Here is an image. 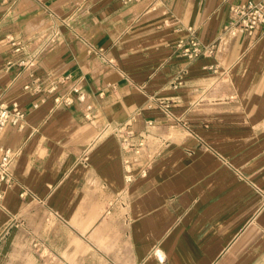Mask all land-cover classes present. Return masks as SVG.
I'll return each instance as SVG.
<instances>
[{
    "label": "crops",
    "instance_id": "0c3cea01",
    "mask_svg": "<svg viewBox=\"0 0 264 264\" xmlns=\"http://www.w3.org/2000/svg\"><path fill=\"white\" fill-rule=\"evenodd\" d=\"M263 1L0 0V264H264Z\"/></svg>",
    "mask_w": 264,
    "mask_h": 264
},
{
    "label": "built area",
    "instance_id": "2783aa9c",
    "mask_svg": "<svg viewBox=\"0 0 264 264\" xmlns=\"http://www.w3.org/2000/svg\"><path fill=\"white\" fill-rule=\"evenodd\" d=\"M132 2L135 0H127ZM264 26V1L259 4H247L233 9V20L227 26V30L233 36L247 34L252 36L260 27ZM177 48L181 55L189 61H195L202 58L215 57L217 47L215 44H204L194 32L187 39H182ZM21 48H17L16 52H20ZM25 113L17 106L9 108L0 101V135L9 126L23 127ZM148 127L154 126V122L147 123ZM116 134L121 139L122 148L127 153H132L135 157L142 155V150L146 147L144 138L138 139L133 131L128 130L125 126H119L115 129ZM14 154L12 151H6L4 157L0 160V188L4 185L10 186L12 179L10 175V165L13 161ZM126 169L128 172L127 180L132 183L135 175L132 169V162L126 161ZM146 171H143L141 176H146ZM1 200V197H0Z\"/></svg>",
    "mask_w": 264,
    "mask_h": 264
},
{
    "label": "bare ground",
    "instance_id": "6f19581e",
    "mask_svg": "<svg viewBox=\"0 0 264 264\" xmlns=\"http://www.w3.org/2000/svg\"><path fill=\"white\" fill-rule=\"evenodd\" d=\"M44 25V24H43ZM46 25V24H45ZM37 26V25H36ZM38 26H39V24H38Z\"/></svg>",
    "mask_w": 264,
    "mask_h": 264
}]
</instances>
